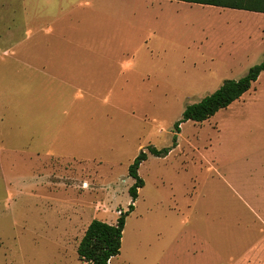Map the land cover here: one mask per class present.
Returning <instances> with one entry per match:
<instances>
[{
	"label": "rangeland",
	"instance_id": "rangeland-1",
	"mask_svg": "<svg viewBox=\"0 0 264 264\" xmlns=\"http://www.w3.org/2000/svg\"><path fill=\"white\" fill-rule=\"evenodd\" d=\"M242 12V13H239ZM168 0H0V264H264V72L204 123L187 106L263 61L264 16ZM251 13V14H250Z\"/></svg>",
	"mask_w": 264,
	"mask_h": 264
},
{
	"label": "trees",
	"instance_id": "trees-1",
	"mask_svg": "<svg viewBox=\"0 0 264 264\" xmlns=\"http://www.w3.org/2000/svg\"><path fill=\"white\" fill-rule=\"evenodd\" d=\"M198 4L202 6L218 7L264 14V0H170ZM264 72L263 61L250 68L248 73L239 80H225L213 94L206 96L200 102L187 106L182 119L175 124V134L172 146L163 150L150 148V154L156 157H167L178 145V133L181 124L192 121L204 123L213 118L221 110L229 108L251 91L254 84ZM148 160V153L141 152L129 168V176L134 184L129 188L133 199L127 211L121 212L116 224H109L101 220H93L87 228L79 246L78 256L81 261L89 264H110L111 260L121 254L123 234L127 218L135 211L134 203L139 198V191L145 187V181L139 175L140 167Z\"/></svg>",
	"mask_w": 264,
	"mask_h": 264
},
{
	"label": "crops",
	"instance_id": "crops-1",
	"mask_svg": "<svg viewBox=\"0 0 264 264\" xmlns=\"http://www.w3.org/2000/svg\"><path fill=\"white\" fill-rule=\"evenodd\" d=\"M156 1H159V0H156ZM168 1H170V0H168ZM173 2H177V1H171V3H173ZM183 3H185V2H183ZM187 4H189V3H187ZM190 5H197V6H202V5H198V4H190ZM202 7H210V6H202ZM210 8H217V10H226L225 8H218V7H210ZM227 10H231V9H227ZM233 12L235 11V12H239L240 10H232ZM247 12V11H246ZM239 13H242V12H239ZM251 13H254V12H251ZM250 13V14H251ZM259 13H254V15H257V16H259V15H261V14H259ZM262 16H264V14H262ZM261 51H263V55H264V40L262 41V43H261V49H260V52ZM264 57V56H263ZM262 75V74H261ZM260 78V77H259ZM259 80V79H258ZM3 161L2 160H0V176L4 179V177H5V172H4V170H3ZM114 260V259H113Z\"/></svg>",
	"mask_w": 264,
	"mask_h": 264
}]
</instances>
